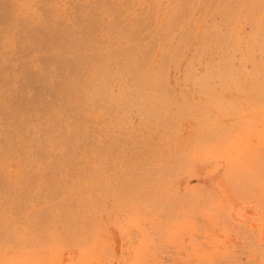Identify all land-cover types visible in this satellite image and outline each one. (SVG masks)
I'll list each match as a JSON object with an SVG mask.
<instances>
[{
    "label": "rangeland",
    "instance_id": "374dc122",
    "mask_svg": "<svg viewBox=\"0 0 264 264\" xmlns=\"http://www.w3.org/2000/svg\"><path fill=\"white\" fill-rule=\"evenodd\" d=\"M0 264H264V0H0Z\"/></svg>",
    "mask_w": 264,
    "mask_h": 264
}]
</instances>
